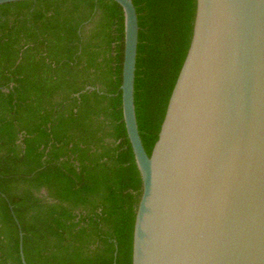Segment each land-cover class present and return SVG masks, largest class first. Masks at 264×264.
Masks as SVG:
<instances>
[{"label":"trees","instance_id":"16d2710c","mask_svg":"<svg viewBox=\"0 0 264 264\" xmlns=\"http://www.w3.org/2000/svg\"><path fill=\"white\" fill-rule=\"evenodd\" d=\"M134 107L149 156L189 46L195 0H132ZM122 8L0 5V264H131L141 195L122 117Z\"/></svg>","mask_w":264,"mask_h":264},{"label":"water","instance_id":"95a60500","mask_svg":"<svg viewBox=\"0 0 264 264\" xmlns=\"http://www.w3.org/2000/svg\"><path fill=\"white\" fill-rule=\"evenodd\" d=\"M28 0H0V5ZM123 11L122 117L141 179L131 264H264V0H195L148 156L134 107L138 21ZM22 264V234H19Z\"/></svg>","mask_w":264,"mask_h":264}]
</instances>
